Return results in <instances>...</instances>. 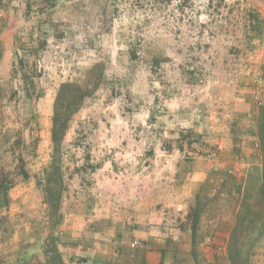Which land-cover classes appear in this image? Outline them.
Here are the masks:
<instances>
[{
	"label": "crops",
	"instance_id": "0c3cea01",
	"mask_svg": "<svg viewBox=\"0 0 264 264\" xmlns=\"http://www.w3.org/2000/svg\"><path fill=\"white\" fill-rule=\"evenodd\" d=\"M23 1L10 0L6 7H24ZM5 47L0 68L9 71L14 43ZM263 53L264 39H259L228 88L202 94L196 64L174 53L173 61L163 62L172 82L151 92L148 101H135L115 87L109 99L102 89L86 101L78 114L81 124L92 122L94 143L66 171L56 230L50 229L45 192L33 191L32 182L14 187L17 210L42 215L19 226L12 248L0 242V264L11 254L25 258L23 244L36 225L45 235L54 231L53 244L65 264H233L229 239L244 190L253 173L262 178L252 96ZM198 99L207 106L203 121L195 120ZM48 247L24 264L44 260ZM249 264H264V245L250 255Z\"/></svg>",
	"mask_w": 264,
	"mask_h": 264
},
{
	"label": "rangeland",
	"instance_id": "374dc122",
	"mask_svg": "<svg viewBox=\"0 0 264 264\" xmlns=\"http://www.w3.org/2000/svg\"><path fill=\"white\" fill-rule=\"evenodd\" d=\"M23 2L24 7H6L10 0H0V62L5 43H14L12 68H0V242L9 248L19 226L42 215V211L36 215L27 208L23 213L17 210L14 187L24 182H32V190L41 195L45 192L53 217L50 229L56 230L54 219L67 189L66 171L80 163L81 150L94 143L89 138L92 122L81 124L78 114L86 101L98 97L102 89L108 90L109 99L112 87L114 91L124 88L135 101H148L151 92L172 82L173 77L163 73V62L173 61L174 53H181L184 63L191 59L196 64V84L202 94L231 87L237 79L235 70L246 64L257 41L264 39V3L255 0ZM253 79L254 91L263 100L259 105L253 93L258 109L254 130L260 143L264 60ZM65 82L78 83L89 93L78 110L77 104L72 105L66 135L55 150L51 139L54 104ZM197 101V108L207 109L204 100ZM260 180L253 173L245 189L253 202ZM36 226L29 229V241L23 244L25 258L11 254L5 264L30 262L44 245L49 249L54 245V231L48 236L41 232L43 226ZM255 244L263 246L264 237Z\"/></svg>",
	"mask_w": 264,
	"mask_h": 264
},
{
	"label": "trees",
	"instance_id": "16d2710c",
	"mask_svg": "<svg viewBox=\"0 0 264 264\" xmlns=\"http://www.w3.org/2000/svg\"><path fill=\"white\" fill-rule=\"evenodd\" d=\"M68 92L71 93L70 96ZM88 93H84L78 83L65 82L61 84L52 118V142L55 150L66 135L71 119L72 105L77 104L76 109L78 110ZM259 137L263 155L261 183L255 202L251 200L252 195L248 191L245 190L243 193L241 207L236 215V222L229 239L228 252L233 264H249L250 255L257 248L255 242L264 237V105L260 111ZM8 188L6 187V190ZM40 264H65V262L61 253L53 245L50 249L47 248L44 260Z\"/></svg>",
	"mask_w": 264,
	"mask_h": 264
},
{
	"label": "built area",
	"instance_id": "2783aa9c",
	"mask_svg": "<svg viewBox=\"0 0 264 264\" xmlns=\"http://www.w3.org/2000/svg\"><path fill=\"white\" fill-rule=\"evenodd\" d=\"M0 16H2V13H0ZM254 93H255V98L257 99V103L259 104V105H262L263 104V100H262V98H261V95H260V92H258V90L257 91H254ZM206 111H207V109L206 108H197L196 109V113H195V119L197 120V121H201V120H203V118H204V116H205V114H206ZM215 192H217V189H215L214 190ZM217 224V223H216Z\"/></svg>",
	"mask_w": 264,
	"mask_h": 264
}]
</instances>
